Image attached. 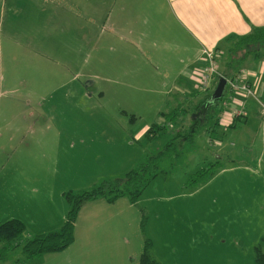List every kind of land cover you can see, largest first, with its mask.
Here are the masks:
<instances>
[{"label":"rangeland","instance_id":"374dc122","mask_svg":"<svg viewBox=\"0 0 264 264\" xmlns=\"http://www.w3.org/2000/svg\"><path fill=\"white\" fill-rule=\"evenodd\" d=\"M10 1H67L85 10L88 21L70 15L69 24L58 8L52 25L60 35L49 38L47 58L42 34L7 36L24 21L21 6L16 12ZM39 11L42 21L45 13ZM118 12L126 23L115 17ZM110 13L111 22L130 26V0H0V224L23 220L24 240L55 230L63 223L55 229L40 225L52 222L60 206L70 209L62 191L121 184L129 170L147 162L149 180L136 203L102 196L83 204L79 240L67 250L70 264H141L147 242L163 264H256L258 252L264 253V132L258 134L252 116L237 127L228 124L232 106H241L238 94L225 104L228 89L209 114L196 117L218 83L202 94L163 87L153 67L158 63L145 62L140 70L138 60L130 62V27L126 38L113 34L106 22ZM166 28L156 44L161 49L179 40L168 17ZM137 36L145 46L156 40ZM66 47L71 61L65 56L63 62ZM219 50L220 63L225 49ZM238 54L229 56L234 69L250 71L244 51ZM178 56L173 52L171 58L176 62ZM255 71L264 75V68ZM75 74L77 80L68 82ZM157 125L164 129L147 132ZM178 133L183 136L174 138ZM0 264L38 260L20 244Z\"/></svg>","mask_w":264,"mask_h":264},{"label":"crops","instance_id":"0c3cea01","mask_svg":"<svg viewBox=\"0 0 264 264\" xmlns=\"http://www.w3.org/2000/svg\"><path fill=\"white\" fill-rule=\"evenodd\" d=\"M10 2V9L13 8L15 11L21 6V10H23L21 15L24 21L20 26L19 31L15 30L11 32L10 30H7V36L12 37L14 34L25 33L23 32L25 30L35 31L42 34V37L46 39V51L48 49L49 38L55 39L60 35L58 28L52 25L55 12L59 10L58 8L63 9V18L65 21L69 22V20H71L69 24L73 22L70 15H73L78 19H87L88 21V16L85 10L81 12L79 8L75 9L73 5L69 4L67 1H26L27 5L21 1ZM167 2L169 5H167ZM39 6L41 7V11L38 10ZM36 11L45 13L42 21H38L36 18ZM108 15L109 16L106 17V22L109 25L108 29L111 30L113 34H119L121 37L126 38V35H128L127 28L130 27V62L134 61V59L138 60L139 62L136 63L140 65V70L144 69L145 62L149 61L152 63H158L153 67L163 76V87L170 85L171 89L178 87L179 89H183L185 93L194 92L198 94L199 91L197 90L196 82L193 78V70L198 64L199 66L202 65L201 54L203 48L205 46L219 49L220 47L224 48L225 51L220 61V69L221 71L234 72L235 69L229 56L239 57V54L235 55L231 51L237 38L231 41L226 40V38L229 35H245L250 33L255 26H264V0H130V26H124L123 24L116 25L110 20V17H112L111 13ZM118 15H121L120 17L123 18V21L119 20V22H125L123 14L118 12L115 17H118ZM167 17L176 28L179 34V40L177 43L171 41H168L167 43L166 40H162L165 41L166 44L163 45V49H161L157 47L156 44H159L160 38L166 33ZM89 18L92 19L90 16ZM39 29L41 30V33ZM139 32L147 37H154L156 40L153 42V45L149 44V46H145L143 41L140 42L138 40L140 36H137ZM39 48L40 47L37 46V49ZM80 52L81 50L78 51L75 56L77 57ZM173 52L179 55L176 58L177 63L171 58ZM47 54L48 51L46 52V57L49 58ZM62 55L63 62L68 61L66 57L71 61V56L67 52V47L65 51L63 50ZM242 58L248 60L247 65H249L247 67H249L250 71L255 74L253 76L255 77L254 79L257 80V82L259 80L257 91L259 97L264 101V75L255 71V69L259 70L264 68V61H260V59L264 58L252 54L247 56L244 55ZM256 63L257 68L255 67ZM262 63L263 66L260 67ZM48 66L55 71V67L52 68L51 65ZM68 68L70 69L71 67L67 66L63 69L66 70ZM146 74L150 75L151 72L149 73V70H146ZM76 80L77 74L71 76L68 82H75ZM33 82L34 84L37 83L36 81ZM202 93L200 92L199 94ZM48 96L54 98L51 93ZM238 96L237 100L239 102L243 101L246 103L245 107L247 115L236 117L228 124L231 127H237L242 121L248 123L252 116L253 121L257 122L259 125L257 128L258 134L260 135L264 132V123L259 120L261 109L258 102L254 98L245 99L240 94H238ZM227 105H229V103H227ZM64 192L65 191H62L60 196H63ZM94 200H98V198ZM66 214L67 209L60 206V208L57 209L52 222L49 220L43 221L40 228L55 229V227L64 222ZM79 224L80 221L77 220L75 226V240L70 246L58 252H51L42 255L37 258L38 264H70V251L67 250H69L70 247L75 246L78 242L77 240H79V236L76 232Z\"/></svg>","mask_w":264,"mask_h":264},{"label":"trees","instance_id":"16d2710c","mask_svg":"<svg viewBox=\"0 0 264 264\" xmlns=\"http://www.w3.org/2000/svg\"><path fill=\"white\" fill-rule=\"evenodd\" d=\"M237 38V39H236ZM235 40V44L232 46L231 51L237 55L241 50L244 51V55H255L257 57H263L264 55V26L253 27L252 32L237 36L229 35L226 40ZM219 49V48H217ZM243 55V56H244ZM246 68H238L232 71H222L227 76H234L240 70ZM237 70V71H236ZM217 87V86H216ZM215 87V88H216ZM226 91V89L224 90ZM201 91H199L200 93ZM207 93V92H205ZM212 93L206 94V97L201 102L199 114H195L196 117L209 114L210 109L215 103H210ZM224 96V94H223ZM222 96V97H223ZM221 99V98H220ZM208 112V113H207ZM177 111L170 113L171 120H177ZM198 118L194 119L197 120ZM219 120H217L218 124ZM164 129L163 126H152L148 131H157ZM213 131V130H212ZM216 132H212L211 136ZM183 134L178 133L174 138H179ZM169 146V143L167 144ZM162 151V150H161ZM158 153L157 157H161L164 153ZM164 151H167L164 149ZM162 154V155H161ZM161 155V156H160ZM147 162L141 163L136 168L129 170L121 184L119 182H102L89 190H85L81 193H76L71 190L64 193L66 200L69 203L70 209L66 214V218L63 224L52 231L37 234L33 237L23 239V235L27 230L26 223L18 218H12L4 221L0 224V259L6 258L10 249L15 246L22 245L23 252L27 254L29 258H39L46 253L58 252L64 250L70 246L75 240V226L78 219V215L83 204L87 201L97 199L99 197H105L108 201L114 202L119 197L127 196L132 203H136L145 186L148 183L146 171L149 168ZM157 167L156 165H153ZM209 168L198 170L196 173L203 175L207 173ZM209 172V171H208ZM155 174V173H154ZM141 264H163L160 262L151 252L150 243L147 242L144 251L141 255ZM256 264H264V253L258 252L256 257Z\"/></svg>","mask_w":264,"mask_h":264},{"label":"built area","instance_id":"2783aa9c","mask_svg":"<svg viewBox=\"0 0 264 264\" xmlns=\"http://www.w3.org/2000/svg\"><path fill=\"white\" fill-rule=\"evenodd\" d=\"M219 56V49L208 46L203 48L201 54L202 65L193 70V78L196 82L198 91L208 92L216 82H219L220 78H225V89H228L230 92V97L225 104H227L229 100L236 102L235 94H240L245 99L252 97L257 99L264 113V101L259 97L257 91L259 80L258 82L257 80H253L255 74L249 70L242 69L234 76H227L220 69ZM240 103L241 106L232 107L228 112L229 115L225 117L228 123H231V121H233L232 119L236 117L247 115L246 103L243 101Z\"/></svg>","mask_w":264,"mask_h":264},{"label":"water","instance_id":"95a60500","mask_svg":"<svg viewBox=\"0 0 264 264\" xmlns=\"http://www.w3.org/2000/svg\"><path fill=\"white\" fill-rule=\"evenodd\" d=\"M226 79L220 78L217 87L211 95L210 103H217L220 98H222L225 90Z\"/></svg>","mask_w":264,"mask_h":264}]
</instances>
